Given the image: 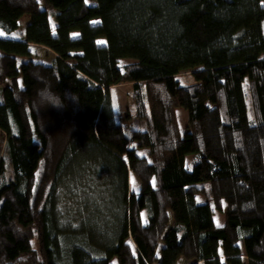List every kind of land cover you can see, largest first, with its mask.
<instances>
[{
  "label": "trees",
  "instance_id": "trees-1",
  "mask_svg": "<svg viewBox=\"0 0 264 264\" xmlns=\"http://www.w3.org/2000/svg\"><path fill=\"white\" fill-rule=\"evenodd\" d=\"M25 14L0 35V264H264V0H0V29Z\"/></svg>",
  "mask_w": 264,
  "mask_h": 264
},
{
  "label": "rangeland",
  "instance_id": "rangeland-1",
  "mask_svg": "<svg viewBox=\"0 0 264 264\" xmlns=\"http://www.w3.org/2000/svg\"><path fill=\"white\" fill-rule=\"evenodd\" d=\"M30 19L29 14H25L20 18L19 21V28L12 33H6L4 30L0 29V35L3 36H9L11 38H25V32H26V25ZM99 42H104V39H99ZM31 57L33 60L37 62H42L45 64H48L51 62L52 58L55 56V53L48 47L39 45V44H31ZM130 61H133L131 58H123L122 63H128ZM196 68H191V69H186L180 72L179 78L181 79L182 82H192L193 81V76H192V71ZM20 85L22 86V77H18ZM132 84L130 83H123V84H118L115 85L111 88V94L114 99V104L116 108V112L119 117H124L125 114L130 111L131 107V100H130V95L129 91L131 90ZM176 113L178 116V121L180 124L181 129L184 131L185 125L187 123L188 119V113L187 110L183 107H178L176 109ZM135 124L141 128L145 127V122L139 119H135ZM4 143H5V134L3 133L2 130H0V164H1V159L4 153ZM143 152V151H141ZM6 167H8L9 162H4ZM185 163L187 169L190 171L193 169V160L191 155H187L185 158ZM9 168V167H8ZM129 186H130V192H133L137 186V182L133 175H130L129 177ZM198 201H203V197L201 195H198ZM213 209V215L216 224L222 225L225 222V211H220L218 210L214 205H212ZM144 220L146 219V214L145 211L142 212Z\"/></svg>",
  "mask_w": 264,
  "mask_h": 264
}]
</instances>
